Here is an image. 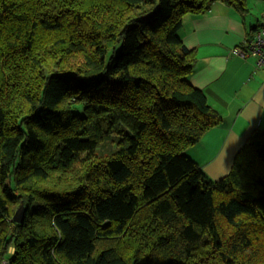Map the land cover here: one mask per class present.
<instances>
[{"label":"trees","instance_id":"1","mask_svg":"<svg viewBox=\"0 0 264 264\" xmlns=\"http://www.w3.org/2000/svg\"><path fill=\"white\" fill-rule=\"evenodd\" d=\"M215 2L246 10L0 0V264H264V130L217 180L185 154L221 117L178 31Z\"/></svg>","mask_w":264,"mask_h":264},{"label":"crops","instance_id":"2","mask_svg":"<svg viewBox=\"0 0 264 264\" xmlns=\"http://www.w3.org/2000/svg\"><path fill=\"white\" fill-rule=\"evenodd\" d=\"M245 1V11L215 2L203 15L184 16L178 31L184 45L196 51L189 80L221 117L185 154L214 180L230 171L252 131L264 130V71L255 68L252 56L242 58L232 52L247 45L262 23L264 2Z\"/></svg>","mask_w":264,"mask_h":264},{"label":"built area","instance_id":"3","mask_svg":"<svg viewBox=\"0 0 264 264\" xmlns=\"http://www.w3.org/2000/svg\"><path fill=\"white\" fill-rule=\"evenodd\" d=\"M232 52L242 58L252 56L255 68L264 71V12L261 25L256 28L247 45L236 46ZM2 264H7V261H3Z\"/></svg>","mask_w":264,"mask_h":264},{"label":"rangeland","instance_id":"4","mask_svg":"<svg viewBox=\"0 0 264 264\" xmlns=\"http://www.w3.org/2000/svg\"><path fill=\"white\" fill-rule=\"evenodd\" d=\"M251 3L253 2V1H258L259 2V0H249ZM261 1V4L264 2L263 0H260ZM261 4H259L258 5V9H259V13L261 14L262 13V11H263V8L260 6ZM259 15V14H258ZM260 16V15H259ZM259 19V18H258ZM257 19V20H258ZM113 143H111L110 141H107V142H105V143H103V144H101V145H99L98 146V149H99V151L102 153V152H109L110 150H112L113 149V145H112Z\"/></svg>","mask_w":264,"mask_h":264},{"label":"water","instance_id":"5","mask_svg":"<svg viewBox=\"0 0 264 264\" xmlns=\"http://www.w3.org/2000/svg\"><path fill=\"white\" fill-rule=\"evenodd\" d=\"M24 215H25V207H24L23 203H21L20 206L14 212L12 219H13V221H15L17 223H21L24 219Z\"/></svg>","mask_w":264,"mask_h":264}]
</instances>
